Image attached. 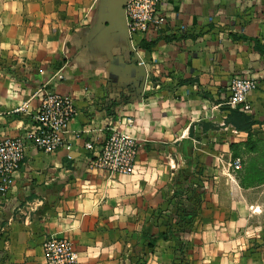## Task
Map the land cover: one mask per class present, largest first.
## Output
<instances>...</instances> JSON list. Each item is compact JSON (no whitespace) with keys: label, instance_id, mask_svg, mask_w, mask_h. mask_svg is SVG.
<instances>
[{"label":"crops","instance_id":"crops-1","mask_svg":"<svg viewBox=\"0 0 264 264\" xmlns=\"http://www.w3.org/2000/svg\"><path fill=\"white\" fill-rule=\"evenodd\" d=\"M123 4L0 0V140L30 130L45 90L75 109L64 145L29 148L0 193V264H44L50 236L79 264H264V179L237 176L264 169V0H159L150 37ZM236 75L258 82L249 131L226 121ZM112 131L137 143L131 174L88 167Z\"/></svg>","mask_w":264,"mask_h":264},{"label":"built area","instance_id":"built-area-1","mask_svg":"<svg viewBox=\"0 0 264 264\" xmlns=\"http://www.w3.org/2000/svg\"><path fill=\"white\" fill-rule=\"evenodd\" d=\"M123 13L129 34L150 37L163 24L159 0H124ZM258 89V82L246 75L233 76L227 88L226 104L249 114V96ZM75 114L71 97L57 92L43 91L40 104L33 115V124L23 136L0 140V193L9 189L13 174L19 169L29 148L52 153L63 146V135ZM85 148L94 151L88 167L113 174H131L135 169L138 146L125 133L112 131L96 149L91 142ZM234 168L240 167L235 159ZM44 264H79L72 242L65 237L50 236L42 243Z\"/></svg>","mask_w":264,"mask_h":264},{"label":"trees","instance_id":"trees-1","mask_svg":"<svg viewBox=\"0 0 264 264\" xmlns=\"http://www.w3.org/2000/svg\"><path fill=\"white\" fill-rule=\"evenodd\" d=\"M252 41L254 42V48L260 53H264V42L261 43L256 38H252ZM228 111L229 112H228L226 121L227 123L231 124L232 127L236 130L249 131L251 129V125L255 123L253 118L250 116V114H246L242 112L241 110H239L238 108L228 107ZM261 180L262 179L258 181H261ZM152 244H153L152 242L149 243V245L151 246Z\"/></svg>","mask_w":264,"mask_h":264},{"label":"rangeland","instance_id":"rangeland-1","mask_svg":"<svg viewBox=\"0 0 264 264\" xmlns=\"http://www.w3.org/2000/svg\"><path fill=\"white\" fill-rule=\"evenodd\" d=\"M261 155L264 156V152ZM256 164L257 161H248L245 167L237 170V176L245 185H254V183L259 182L258 180L264 178V169L254 167Z\"/></svg>","mask_w":264,"mask_h":264}]
</instances>
